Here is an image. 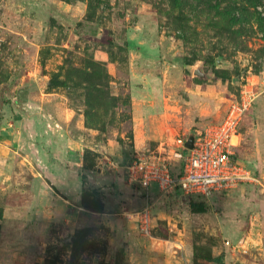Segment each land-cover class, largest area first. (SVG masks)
Instances as JSON below:
<instances>
[{
	"label": "rangeland",
	"instance_id": "rangeland-1",
	"mask_svg": "<svg viewBox=\"0 0 264 264\" xmlns=\"http://www.w3.org/2000/svg\"><path fill=\"white\" fill-rule=\"evenodd\" d=\"M245 94L257 180L206 213L153 188L144 236L120 162L178 172L176 140ZM238 261L264 264V0H0V264Z\"/></svg>",
	"mask_w": 264,
	"mask_h": 264
},
{
	"label": "built area",
	"instance_id": "built-area-1",
	"mask_svg": "<svg viewBox=\"0 0 264 264\" xmlns=\"http://www.w3.org/2000/svg\"><path fill=\"white\" fill-rule=\"evenodd\" d=\"M252 102L251 96L245 94L241 101L232 105L223 121L197 133L193 149L186 147L188 136L178 138L176 147L181 160L178 172L161 158H139L125 166L131 184L144 201L141 210L127 213L140 233L153 235V188L164 194L180 192L195 201L207 202L257 180L253 170L239 156L244 142L241 125Z\"/></svg>",
	"mask_w": 264,
	"mask_h": 264
},
{
	"label": "water",
	"instance_id": "water-1",
	"mask_svg": "<svg viewBox=\"0 0 264 264\" xmlns=\"http://www.w3.org/2000/svg\"><path fill=\"white\" fill-rule=\"evenodd\" d=\"M195 74L203 79H211L213 78V74L212 72H206L205 69H204V66L201 65V66H198L196 69H195ZM196 139H197V133L196 132H192L189 136H188V139L186 141V147L189 148V149H193L195 147V142H196ZM120 165L121 166H125L127 165V163L125 161H121L120 162ZM236 264H244L243 262L241 261H238Z\"/></svg>",
	"mask_w": 264,
	"mask_h": 264
},
{
	"label": "trees",
	"instance_id": "trees-1",
	"mask_svg": "<svg viewBox=\"0 0 264 264\" xmlns=\"http://www.w3.org/2000/svg\"><path fill=\"white\" fill-rule=\"evenodd\" d=\"M192 208L194 211H196L198 213H206L207 212V210L205 208V202H203V201L202 202L194 201L192 203ZM220 261H221V259H220Z\"/></svg>",
	"mask_w": 264,
	"mask_h": 264
}]
</instances>
